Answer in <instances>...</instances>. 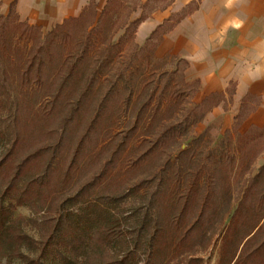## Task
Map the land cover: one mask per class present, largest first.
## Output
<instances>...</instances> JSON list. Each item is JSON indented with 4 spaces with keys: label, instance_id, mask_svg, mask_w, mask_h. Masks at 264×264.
<instances>
[{
    "label": "trees",
    "instance_id": "1",
    "mask_svg": "<svg viewBox=\"0 0 264 264\" xmlns=\"http://www.w3.org/2000/svg\"><path fill=\"white\" fill-rule=\"evenodd\" d=\"M171 1L149 5L151 0L142 4L106 0L97 11L90 0L76 17L63 19L45 34L38 26L19 21L12 3L7 13L0 15L1 111L12 88L7 70L12 63L18 64L15 73L19 86L43 88L42 96L53 105L63 100L69 118L92 98V116L74 142L67 145L61 129L56 142L24 155L7 178L0 176V264H137L139 254L146 264H165L178 257L181 264L198 263L199 258L191 257L194 249L189 237L199 231L201 238L208 239L209 231L205 235L201 228L212 227L216 214L221 226L217 227L220 254L222 248L234 245L228 262L239 246V260L232 264L264 251V161L254 168L264 154V128L248 127L239 134L235 121L212 148L198 154L208 137L207 127L190 140L186 150L177 153L171 164L165 160L145 177L130 181L120 195L94 192L130 143L132 146L136 141L141 152L125 158L127 172L171 146L179 148L219 100L213 94L193 104L196 86L182 77L186 62L169 53L154 60L162 36L194 10L195 2L157 25L141 45L134 43L137 26L153 10H162ZM136 7L139 15L129 19ZM165 63L169 69H164ZM72 81L76 82L70 87ZM136 91L138 102L133 105ZM8 109L9 113L0 118V147H6L0 169L13 160L19 142L16 114ZM105 117L110 118V124L102 128ZM95 136L100 137L95 145L104 151L102 155L108 154L107 158L97 159L98 166L89 179L72 196L61 198L52 216L39 220L44 233L34 240L23 230L25 219L13 213L17 207H31L52 176L46 162L25 177L26 165L40 155L52 160L64 153L67 160L61 180L68 181L85 161L82 147ZM91 158L97 157L91 155L89 161ZM169 166H174L172 187L168 185ZM232 181L239 195L234 207ZM58 191L52 193L59 196ZM130 196H136L140 206H132L125 216L116 212L118 203ZM161 204L170 208L160 218Z\"/></svg>",
    "mask_w": 264,
    "mask_h": 264
},
{
    "label": "crops",
    "instance_id": "2",
    "mask_svg": "<svg viewBox=\"0 0 264 264\" xmlns=\"http://www.w3.org/2000/svg\"><path fill=\"white\" fill-rule=\"evenodd\" d=\"M92 1L97 9L106 0ZM89 2L0 0V15H5L12 3L19 21L48 31L63 19L76 17ZM192 2L194 10L162 36L157 48L186 62L182 77L196 86L193 104L209 95L219 96L196 124L201 127L199 133L213 125L221 136L235 121L239 134L248 127L264 128V0H172L137 26L134 43L141 45L157 25ZM263 161L264 154L254 168Z\"/></svg>",
    "mask_w": 264,
    "mask_h": 264
},
{
    "label": "rangeland",
    "instance_id": "3",
    "mask_svg": "<svg viewBox=\"0 0 264 264\" xmlns=\"http://www.w3.org/2000/svg\"><path fill=\"white\" fill-rule=\"evenodd\" d=\"M154 1V2H153ZM142 4L140 0H136V3ZM158 3L164 4L165 0H151L149 5H158ZM100 8H97L99 11ZM140 9L135 8V11L129 14V19H134L139 15ZM47 31L41 30L42 34H45ZM17 44L22 45V41H16ZM165 52H162L159 48L156 49L154 53V60L161 57ZM18 68L17 63H12L7 70L10 72L11 85L12 88L9 92V97L6 101V107L4 110H0V118L9 113L10 108L13 114H16L17 118V130L19 133V142L18 148L15 151V155L13 160L0 169V176L8 177V173L11 172L14 163H16L21 157L24 155L33 152L39 147H44L46 145H51L57 141L58 133L62 129L64 130V138L67 141V145L74 142L83 132L85 123L91 118V105L92 98L89 100L86 99L83 107L77 111L70 118L67 116L64 108H63V100H58L54 105L49 101V98L43 97L44 90L43 88H35V87H22L19 86V83L16 79V69ZM164 69H169V66L165 63ZM150 67L148 68V71ZM147 71V72H148ZM146 72V73H147ZM76 81H72L69 86L73 87ZM45 89V88H44ZM47 89V86H46ZM141 90V89H140ZM139 90V91H140ZM137 91L132 96V104L137 103ZM137 101V102H136ZM191 107V105H189ZM7 111V112H6ZM131 114V111L130 113ZM100 124V127L106 128L109 126L110 119L109 117H105ZM200 126L196 125L187 135V138L181 142L179 148L175 146H171L163 152H159L153 156H150L146 159L140 166L136 167L133 170H129L128 172L125 169L126 163L125 158L127 157H135L141 152V149L137 148V142H133L132 146L130 145L125 149L120 158L119 162H117L113 169L110 171V174L107 176L105 181L101 183L95 190V194L99 193L102 195L113 194L120 195L127 188V184L130 181H136L140 178L145 177L149 174V171L159 167L160 164H163L165 160L169 161L171 164L173 158L177 155L178 152L186 150L190 145V140L194 137H197L200 133ZM220 131L217 130V126H211L208 131V137H205L203 143L200 144L198 154L202 152L204 149L212 148L217 141L220 139ZM97 135V134H96ZM100 139L99 136L91 137L88 143L82 147V156L83 162L82 165L70 175L68 181H62L61 175L63 169L65 168L66 158L65 154L62 153L58 156H54L51 160L49 156L40 155L34 160L30 161L28 165H26L24 169V176L28 177L31 174L36 173L39 169L44 165V163L48 162L50 164V172H51V182L50 184L43 189V194L39 199H35L31 207H17L14 210V216L23 217L25 220L21 223L24 232L32 237L34 240H38L39 236L44 233L43 224L39 223V220L43 219L42 217L52 216L54 213L55 207L58 205L60 199L65 196H72L76 190L80 187L82 183H84L89 178V174L93 172V169L98 166L97 159H105L108 154L102 155L104 151L99 150V146L95 145L97 141ZM98 144V143H97ZM206 144V145H205ZM95 148V150H94ZM6 147H0V157L4 153ZM95 151V152H93ZM88 155V157H87ZM91 155H96L97 158L89 161ZM174 171V166H169L167 168V175L170 187L171 184L175 181L174 176L172 175ZM127 178V180H125ZM182 177H180L181 179ZM4 180V178H3ZM6 180V179H5ZM60 180V181H59ZM126 181V184L124 183ZM21 185V184H20ZM238 187H235V182H231V206L236 205V199L239 198L238 195ZM59 190V191H58ZM169 189H167L168 191ZM173 190V188H172ZM58 191L61 195L56 196L52 192ZM141 191V190H140ZM139 191V192H140ZM91 193V192H90ZM168 195V194H167ZM166 195V196H167ZM93 196V195H92ZM91 196V197H92ZM87 196V198H91ZM43 198H45V203H43ZM125 199V198H124ZM140 201L136 198V196H130L125 200H122L118 203V206L115 208L116 212L119 214L123 213L125 216L126 212L133 206L137 207ZM159 203V202H158ZM55 206V207H54ZM220 206V205H219ZM169 206H163L161 204L160 210V218L162 214L168 213ZM217 208V207H216ZM142 210L139 209V213ZM36 220V222L34 221ZM214 223H212V227H202L201 230L205 229V235L208 233L210 236L208 239L201 238V234L199 231L195 233V235H191L189 240H191L192 248L194 249L191 257L199 258V262H189V264H232L234 261H238L236 258L239 254L240 247L237 248L235 254H233L232 259L228 262L230 258V254L233 250L234 245H227L222 248V253L220 254V242L218 238L217 227L219 226V219L217 218V214L214 215L213 219ZM218 222V223H217ZM227 222L225 221V224ZM121 227H125V225H121ZM208 234V235H209ZM194 236V239H193ZM258 243V240L255 242H251L246 246V250L252 249L254 245ZM190 244V243H189ZM190 246V245H189ZM191 247V246H190ZM245 251V250H244ZM137 264H146L144 256L139 254ZM181 257L177 259L173 258L171 261H168L165 264H181ZM191 261V260H190ZM263 261V262H262ZM239 263V262H238ZM237 263V264H238ZM158 264V263H155ZM239 264H264V251L262 253H257L255 257H250L246 260H240Z\"/></svg>",
    "mask_w": 264,
    "mask_h": 264
}]
</instances>
